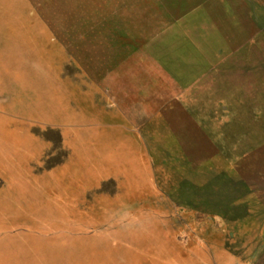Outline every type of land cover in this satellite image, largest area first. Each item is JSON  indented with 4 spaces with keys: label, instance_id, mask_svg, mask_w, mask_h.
I'll list each match as a JSON object with an SVG mask.
<instances>
[{
    "label": "rangeland",
    "instance_id": "rangeland-1",
    "mask_svg": "<svg viewBox=\"0 0 264 264\" xmlns=\"http://www.w3.org/2000/svg\"><path fill=\"white\" fill-rule=\"evenodd\" d=\"M5 43L18 51L0 52L9 256L264 264V0H0ZM198 124L236 135L231 161L190 175L199 208L156 167L110 161L118 132L125 149L129 133Z\"/></svg>",
    "mask_w": 264,
    "mask_h": 264
},
{
    "label": "crops",
    "instance_id": "crops-1",
    "mask_svg": "<svg viewBox=\"0 0 264 264\" xmlns=\"http://www.w3.org/2000/svg\"><path fill=\"white\" fill-rule=\"evenodd\" d=\"M1 51L18 53L15 47L9 45V43L0 44ZM37 66L41 70V66L39 64ZM40 84L41 76L37 81V85ZM148 129L144 132H146L149 141L143 142L139 138L137 143L135 133L133 138L129 133L125 149L120 147L122 145V142H120L122 139L121 134L118 132L117 136H113L112 145H117L118 147L113 149L110 161H128L127 164L131 166H135L136 162L139 161L145 166L156 167L158 178L164 183L168 196L181 201L184 200L188 204L199 208L200 206L197 203L200 201H194V199L199 197L195 191L200 189L199 183H194L195 178L190 175H193L194 172L198 175L202 166H209V161H216L217 159L220 161H231L232 139L236 135L232 133L230 127L224 125L215 127L198 124L194 129L197 132L193 131L190 126H181L177 128L178 131L170 129L168 132H161L153 128ZM240 134L237 132V136ZM18 140L22 144V135ZM152 161L154 164H152ZM18 163L21 166L23 161H17L16 164ZM163 167H165V170ZM207 186L210 187V185ZM16 197H23V193H17ZM210 213H213V211L211 210ZM6 249L0 248V263L10 264L14 260L13 258L20 262L19 264L25 263L26 260L24 258L27 253L25 255L20 253L18 256L11 257L12 255L9 256V247Z\"/></svg>",
    "mask_w": 264,
    "mask_h": 264
},
{
    "label": "bare ground",
    "instance_id": "bare-ground-1",
    "mask_svg": "<svg viewBox=\"0 0 264 264\" xmlns=\"http://www.w3.org/2000/svg\"><path fill=\"white\" fill-rule=\"evenodd\" d=\"M21 252H22V251H21ZM39 252H40V256H41V255H44V253H43L41 250H39ZM29 255H30V256H29ZM34 256H35V255L32 256V254H30V252H28V253L26 254V257H25L24 259H25V260H29L30 258H32V257H34ZM45 257H47V254H46V253H45ZM26 258H28V259H26ZM14 262H15V261H14ZM27 262H28V261H25L26 264H28ZM15 263H16V262H15ZM15 263H14V264H15Z\"/></svg>",
    "mask_w": 264,
    "mask_h": 264
}]
</instances>
